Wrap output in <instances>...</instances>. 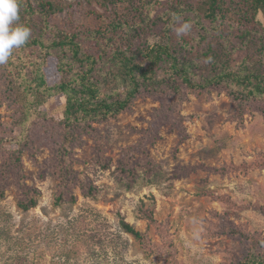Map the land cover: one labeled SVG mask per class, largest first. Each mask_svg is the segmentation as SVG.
I'll return each instance as SVG.
<instances>
[{"label":"rangeland","instance_id":"1","mask_svg":"<svg viewBox=\"0 0 264 264\" xmlns=\"http://www.w3.org/2000/svg\"><path fill=\"white\" fill-rule=\"evenodd\" d=\"M30 1L58 8L49 21L80 34L87 49L95 48L87 32L149 0ZM40 53L25 45L0 65V264H239L252 252L264 256V102L238 100L227 86H182L176 95L166 85L114 119L68 127L62 95L43 100L27 88ZM58 70L50 56L38 72L54 87ZM25 198L37 206L22 211Z\"/></svg>","mask_w":264,"mask_h":264},{"label":"trees","instance_id":"2","mask_svg":"<svg viewBox=\"0 0 264 264\" xmlns=\"http://www.w3.org/2000/svg\"><path fill=\"white\" fill-rule=\"evenodd\" d=\"M19 7L16 23L31 29L23 46L41 51L27 88L43 100L62 95L68 127L114 119L143 92L166 85L176 95L182 86L193 91L227 86L238 100L264 102V22L259 20H264V0H149L135 4L128 18L115 11L108 27L87 32L84 41L95 45L87 49L80 34L49 21L58 11L52 3L20 0ZM184 24L190 28L177 36ZM50 56L58 59L62 75L54 87L38 72ZM25 199L19 203L22 211L37 206ZM121 226L136 240L143 238L131 225ZM239 264H264V256L252 252Z\"/></svg>","mask_w":264,"mask_h":264},{"label":"clouds","instance_id":"3","mask_svg":"<svg viewBox=\"0 0 264 264\" xmlns=\"http://www.w3.org/2000/svg\"><path fill=\"white\" fill-rule=\"evenodd\" d=\"M20 0H0V65L6 64L13 54L31 36V29L16 23L19 20ZM190 25L184 24L176 30L177 36L186 34Z\"/></svg>","mask_w":264,"mask_h":264}]
</instances>
